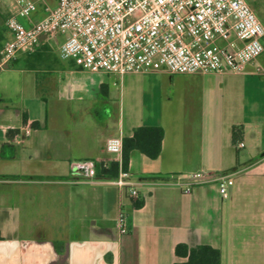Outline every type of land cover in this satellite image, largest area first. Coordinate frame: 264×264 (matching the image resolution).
I'll list each match as a JSON object with an SVG mask.
<instances>
[{
  "label": "crops",
  "instance_id": "0c3cea01",
  "mask_svg": "<svg viewBox=\"0 0 264 264\" xmlns=\"http://www.w3.org/2000/svg\"><path fill=\"white\" fill-rule=\"evenodd\" d=\"M16 10L0 0V47ZM61 40L0 71V264H173L187 260L180 243L219 248L222 264H264V52L244 72L118 76L61 59ZM140 126L164 136L157 158L130 153L138 197L115 177L72 175L73 160L121 166L105 142ZM196 172L208 181L185 192L179 181Z\"/></svg>",
  "mask_w": 264,
  "mask_h": 264
},
{
  "label": "built area",
  "instance_id": "2783aa9c",
  "mask_svg": "<svg viewBox=\"0 0 264 264\" xmlns=\"http://www.w3.org/2000/svg\"><path fill=\"white\" fill-rule=\"evenodd\" d=\"M6 20L9 37L0 47V71L45 39L62 36L58 54L90 72L122 76L165 70L170 74L244 72L264 52V24L247 0H13ZM42 13L39 18L35 14ZM28 129L26 133H29ZM240 146L244 144L239 143ZM105 149L122 154L123 140L109 137ZM96 161L73 160L71 173L97 177ZM108 166V164H104ZM131 173L120 168L113 183L138 197ZM196 172L179 181L185 192L207 182ZM226 196L233 179L218 180ZM120 234L130 232L128 215L117 218Z\"/></svg>",
  "mask_w": 264,
  "mask_h": 264
},
{
  "label": "trees",
  "instance_id": "16d2710c",
  "mask_svg": "<svg viewBox=\"0 0 264 264\" xmlns=\"http://www.w3.org/2000/svg\"><path fill=\"white\" fill-rule=\"evenodd\" d=\"M239 127H234V142L239 140ZM164 131L161 127L140 126L134 130L131 137L123 138L122 164L112 161L108 166L103 163H96V173L99 177L114 178L120 171L128 169L130 153L133 149H138L150 158H157L162 149ZM143 204V201L136 203V206ZM1 239V234H0ZM178 256L187 257L184 262L173 264H222V253L219 248L211 245L188 246L180 243L176 246Z\"/></svg>",
  "mask_w": 264,
  "mask_h": 264
},
{
  "label": "rangeland",
  "instance_id": "374dc122",
  "mask_svg": "<svg viewBox=\"0 0 264 264\" xmlns=\"http://www.w3.org/2000/svg\"><path fill=\"white\" fill-rule=\"evenodd\" d=\"M247 1L252 5L259 19L264 24V0H247Z\"/></svg>",
  "mask_w": 264,
  "mask_h": 264
}]
</instances>
